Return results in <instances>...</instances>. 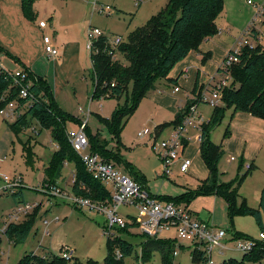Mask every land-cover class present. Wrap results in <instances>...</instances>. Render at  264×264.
<instances>
[{"label":"rangeland","instance_id":"obj_1","mask_svg":"<svg viewBox=\"0 0 264 264\" xmlns=\"http://www.w3.org/2000/svg\"><path fill=\"white\" fill-rule=\"evenodd\" d=\"M79 2V12L74 10L75 14H67L66 9H61L56 4V0H38L37 8L41 13H50L56 10L58 25L61 29L65 27L64 30H69L72 26L75 32L80 31L82 28L84 31V22L87 21L88 24L92 23L100 26L109 34L121 33L124 37H128L134 27L145 23L154 13L163 8L168 0H143L140 4L136 0H99L96 8L93 7V0H79ZM245 2L247 3L248 0H245ZM101 3L113 5L114 12L108 14L100 11ZM44 14H46L44 17L49 23L47 31L51 34L54 31L52 28L55 21L47 13ZM45 64L47 66V63ZM85 66L87 68L83 73L81 71L75 72L70 82L59 93L58 101L64 107L63 109L71 114L78 115L81 106L86 114L89 112L88 125L92 132L99 131L97 133L107 138L110 147L117 149L133 165L134 170L140 171L144 175L146 184L153 192L176 196L184 186L197 187L208 171L199 152L200 140L196 138L199 131L188 128L189 130L186 132V136L190 140V147L186 152L193 157L192 170L182 172L178 170V165L174 164L175 170L170 176L164 172V175H161L163 161L159 155V142L169 135L171 125L167 123L164 129L157 133L155 123L158 121H171L175 117L173 111L167 108L165 103L158 101L157 98H151L155 87L152 88L144 95L134 112L124 118L120 133L121 145H119L117 137H111L107 124L101 117L111 116L114 109L125 101L126 94L96 97L92 101L94 83L91 77L90 50L87 47ZM100 102L101 105H99ZM220 104L223 105L221 109L225 113L211 131V138L223 148L219 168L222 171L223 179L226 181L233 180L249 171L240 186V193L246 198L249 205L257 207L260 201L261 189L264 186V125L256 122V119L247 118L244 120V117L240 116L238 111H234L231 107L227 108L228 105L224 101H221ZM90 106L94 109L93 113H90ZM199 109L205 117H209L211 112L214 111V106L208 102H200ZM12 121L0 114V184H3L2 176L4 174L22 175L25 201L27 199L30 201L38 200L40 208H38L32 229L23 242L14 243L8 235L0 232L2 238L0 264H17L20 257L30 251L40 254H44L46 251L61 253L65 244H70L74 249L73 254L86 263L104 261L108 252L107 239L110 236L104 230L103 225L106 220L104 213L88 206L76 205L69 197L51 196V193L48 194L41 189L43 184H49V181L46 183L41 180L44 164L57 149L56 143L52 140L51 130L42 127L39 121L35 120L32 124L35 128L31 125L17 131L11 126ZM244 121H247V123H243ZM77 123L68 121L67 128L77 127ZM233 123L241 124L238 125V128L244 134L231 135ZM145 125L151 128V133L144 137H138V130ZM41 127L42 130L39 133ZM231 155H234L235 158L230 159ZM112 161L120 166L123 169L122 171H127L129 175L134 176L133 171L129 170L122 161ZM247 163H252L250 168L246 166ZM72 172L70 170L68 173L71 182ZM140 172L136 174L139 175ZM65 188L69 189V187ZM18 198L10 193L0 194V228L7 226V213L17 204ZM178 200H181V198H178ZM181 201L184 202V200ZM189 203H185V205L196 215L198 213L211 224L227 229L229 238L234 237L235 231L242 235L244 241L259 238L261 229L255 217L250 213H236L232 219L224 197L216 194L201 195L195 198L190 206ZM46 206L48 209H45ZM120 211L125 215H136V208L130 204L121 205ZM27 216H23L20 220ZM44 219H47L48 222H45ZM129 223L130 233L121 231L120 228H115L112 231L114 236L121 235L135 245L134 252L125 256L126 263L162 264L159 252H156L148 260L143 261L136 258V254L141 255L142 253L139 242L144 239V234L132 218ZM173 231L175 232L174 229H163L158 237L173 236ZM179 241L184 245L178 249L173 264H210L209 261H194L192 259L193 248L186 244V241L182 239H179ZM235 243V240L231 239L230 248H227L224 254L214 251L215 264H220L223 258H244L245 252L236 248ZM259 249L264 250V246H260ZM245 264H264V255L259 260H246Z\"/></svg>","mask_w":264,"mask_h":264},{"label":"trees","instance_id":"obj_2","mask_svg":"<svg viewBox=\"0 0 264 264\" xmlns=\"http://www.w3.org/2000/svg\"><path fill=\"white\" fill-rule=\"evenodd\" d=\"M35 1L22 0L23 11L29 18H34L36 15ZM137 1L140 3L142 0ZM223 8L224 0H168L163 8L154 13L145 23L134 27L128 37H124V40L116 47L108 44L105 38H100L95 42L96 51H90L91 77L94 83L92 96L100 98L112 94L120 96L126 94L125 101L114 109L111 116L101 117L107 124L111 137H117L119 145H121L120 133L124 118L133 113L144 95L156 87L155 81L158 77L167 76L174 65L184 58L189 51L198 48L205 38L218 32L217 17ZM233 50L231 48L229 51ZM5 51L0 44V52ZM238 55L239 60L230 67L232 81L222 89V99L228 105L227 108L231 107L234 111H246L264 118V47L258 42L253 45L246 44L242 46V51ZM24 67L26 74L32 80L30 89L35 94V99L24 112L12 121L11 126L19 131L31 126L37 120L42 127L51 130L52 138L58 143V147L46 166L43 182L58 183L56 179L61 173L65 160H71L76 166V179L73 183L71 182L70 188L93 198H109V189L88 171L85 163L68 139L67 122L69 120L80 122V119L59 105L44 76L35 73L27 66ZM223 69L221 64L218 71ZM11 80L8 74L0 72V97L10 86ZM197 88L196 86L194 92L202 87ZM17 93L14 87L10 88L8 95L3 99L0 98V107L17 96ZM18 98L21 103L26 100L20 96ZM194 101L196 99L189 98L186 104L180 108L175 120L170 122L174 125L180 123ZM221 107L223 105L214 106L212 115L202 128L200 153L209 169V174L200 181L197 187L184 186L176 196L153 193L148 188L144 175H137L136 173L139 172L133 169V165L117 149L110 147L107 138L97 133L99 131L96 133L90 131L88 123L86 130L92 150L101 152L109 160L122 161L129 170L133 171L135 179L139 180L153 195L160 199L175 200L187 207L185 203L193 201L199 195H220L227 201L229 215L232 219L236 213H250L255 217L261 231H264V186L261 190L259 206H251L240 193V186L249 171L233 180L226 181L223 179L222 171L219 168L223 148L211 138V131L224 116L225 111H222ZM32 126L35 128L34 125ZM23 186L24 184L18 186L13 192L5 190L0 194L10 193L16 198L19 197L18 202L25 201ZM178 198L184 200L185 203ZM39 206L40 204L29 211L26 214L28 216L23 220L10 221L4 231L0 228V232L8 235L14 243L23 242L32 229ZM130 217L132 218V216ZM133 222L135 223L134 220ZM129 224L128 222L126 226L118 228L130 233ZM143 234L144 239L139 242L142 253L141 255L136 254V258L143 261L148 260L156 252H159L162 264L174 263V252L178 248H182L183 243L177 241L176 238H159L158 236ZM233 235L235 237L236 235L242 236L237 231ZM1 239L0 234V243ZM260 246H264V242L257 240L251 250L245 251L244 258H224L220 264H245L246 260H259L264 255V250L259 249ZM107 249V255L104 261L100 263L94 261V263H86L74 254L66 258L60 252L46 251V253L40 254L30 251L23 254L17 264H127L125 256L134 252L135 245L123 236H114L112 233L107 239ZM192 259L205 262L208 261V256L203 250L195 247L192 250Z\"/></svg>","mask_w":264,"mask_h":264},{"label":"built area","instance_id":"obj_3","mask_svg":"<svg viewBox=\"0 0 264 264\" xmlns=\"http://www.w3.org/2000/svg\"><path fill=\"white\" fill-rule=\"evenodd\" d=\"M249 2L254 3L256 8L254 20L258 19L264 14V0L259 2L249 0ZM98 4L99 0H93L94 8ZM114 10V6L109 3L100 4V11L102 12L109 14L114 12ZM47 23L46 18L39 21L40 26L43 27H46ZM252 29V24H249L245 29L244 36L252 35ZM86 36V45L90 51L95 50V42L100 38H105V41L113 47H116L124 40L123 34H109L100 26L92 23H89L86 27ZM44 41L47 56L56 55L59 52V48L52 41L51 34H44ZM243 44L253 45L254 42L247 37L241 40L239 45L233 47V51H228L221 63L224 69L219 72L220 74L218 76L212 77L204 87L191 95V98L196 99V101L189 106L182 121L174 125L170 134L159 142V155L163 161V172L165 174L171 175L174 172V164L178 160L180 171H188L192 159L184 154L185 141L187 139L186 132L189 130L188 128L199 131L196 138L201 140L203 124L208 118L200 111L199 103L208 102L213 106L221 105L220 103L223 101L222 89L229 85L232 80L230 67L239 60L238 54L242 51ZM0 72L8 74L12 79L10 86L0 98H5L12 87L18 92L17 96L8 100L0 107V113L5 118L15 120L35 99V94L30 89L32 80L26 74L27 72L24 66H19L14 69L7 68L2 63L1 58ZM179 88L180 86H175L176 90ZM18 96L26 98V100L21 103ZM88 115L89 112L87 113V117L80 120L77 127L67 128L66 133L88 171L109 189L110 197L105 199L93 198L76 192L73 188L69 187L67 189L59 183L43 184L41 188L43 191H46L48 194L51 193V196L69 197L76 205L88 206L103 212L106 218L103 225L104 230L109 234H112L115 228L126 226L131 219L130 216H132V220L140 227V230L150 236H158L163 229H174L177 241L182 239L192 248L196 247L203 250L206 256H208L210 264H215L216 262L214 251L219 254H224L225 250L230 248L231 239L235 240V247L244 252L251 250L257 240L264 242V231H260L259 238L249 241H244L242 236L229 238L227 229L217 227L209 221L197 217L187 207L183 206L181 202L177 203L175 200H163L153 195L139 180L119 169L115 162L107 159L101 152L91 149V142L86 130ZM149 133H151V128L148 125H145L138 131L139 137L147 136ZM234 158V155L230 156V159ZM250 165V163L246 164L247 167H250ZM2 178L3 184L0 185V193L5 192V190L13 192L18 186L23 185L22 175L11 176L4 174ZM71 179L73 183L76 179L75 171L71 173ZM38 204V200L17 202L13 209L7 213V224L10 221L20 220ZM123 204L134 206L136 208V215H125L122 213L120 206ZM44 221L48 222L47 219H44ZM4 228L1 227V229ZM178 249L175 250V255L178 253ZM61 253L64 257L69 258L73 256L74 249L70 244H65L62 247Z\"/></svg>","mask_w":264,"mask_h":264},{"label":"crops","instance_id":"obj_4","mask_svg":"<svg viewBox=\"0 0 264 264\" xmlns=\"http://www.w3.org/2000/svg\"><path fill=\"white\" fill-rule=\"evenodd\" d=\"M37 1L38 0H36L34 3L36 15L34 18H29L23 11L22 0H0V44L6 50L5 52H0V58L2 59V63L7 66V68L14 69L18 68L19 66H27L35 73L44 76L48 83V86L53 91L57 102L62 107V105L58 101L59 93L63 90L65 85L70 82L75 72L77 73L81 71L83 73V71L87 68L85 66V55L87 47L86 27L88 26V22H84V31L82 28L80 31L78 30V32H75L73 31L72 26H70L69 30H64L65 27L61 29L60 25H58V13L56 12V10H53L50 13L44 12L47 13L48 16H50V18H53L55 21L54 27L52 28L54 31L53 33H51L52 41L59 48V52L56 55L47 56V53L45 52L44 34H50L47 31L49 23H47L46 27L40 26L39 21L45 18L44 15L46 14L39 11V9L37 8ZM254 1L259 2L262 0ZM56 4H58L61 9H66L67 14H75L74 10H77V12H79V0H60V2L59 0H56ZM255 14L256 8L254 6V3L249 2V0L247 3L245 2V0H224L223 11L217 17V24L219 27L218 32L210 37L205 38L199 44L198 48H194L189 51V53L184 58L179 60L174 65L167 76H162L155 81L156 87L152 91L151 98H157L158 101H162V103H165V106L167 108L173 111V113L175 114V117L172 119L173 121L177 117L180 108H182L186 104L187 100L191 98V95L194 93L195 87L197 86L198 88H201L202 86L206 85L212 77L218 76L220 74L218 68L231 48L239 45L240 41L247 37L251 41H253L254 44L258 42L264 47V14L258 19L254 20ZM249 24H252V30L254 31V33H252V35L250 36H244L245 29ZM45 63H47V66ZM176 85L180 86L178 90L175 89ZM158 91L162 92L158 93ZM91 99L93 101L94 97L92 96ZM99 105H101V102L99 103ZM79 111L80 112H78V115H75L80 120L87 117V114L84 111L83 107L80 106ZM93 112L94 109L90 106V113ZM238 113L240 116L244 117V120H246L247 118L256 119V122L264 125V118L260 116L253 115L246 111H238ZM211 115L212 112L210 116ZM210 116L206 118L209 119ZM69 121L71 123L76 122L73 120ZM167 123L171 125V132L174 124L170 121L156 122V132L158 133L160 132V130L164 129ZM243 123H247V121H244ZM78 124L79 122L77 123V125ZM238 125L241 124L233 123L232 131L230 133L231 135L233 134L234 136L238 133L244 134L242 130L238 128ZM89 130L92 131L90 128ZM170 132L168 134H170ZM53 142L55 141L53 140ZM55 143L58 147V143ZM198 146L200 149V144ZM189 147L190 140H188L187 137L185 141L184 154L191 157L192 155H189L186 152ZM50 159L51 157L44 164V171L41 178L42 181L44 180L46 174L45 169L49 164ZM191 159L192 162L188 171L192 170L193 157H191ZM178 162L179 160L176 162L177 165ZM117 167L123 170L122 168H120V166ZM70 170H76L75 163L71 160H65L64 165L61 169V173L56 179V181L60 185L70 187V174L68 175ZM178 170L180 171L179 167ZM123 172L128 174L127 171ZM208 174L209 169L202 178H206ZM161 175H164L163 171ZM148 188L150 189L149 186ZM24 199L26 198L24 197ZM45 209H48L47 206L45 207ZM197 216L201 217L198 213ZM201 218L204 219L203 217ZM166 238L177 239L175 232L173 236H169Z\"/></svg>","mask_w":264,"mask_h":264}]
</instances>
